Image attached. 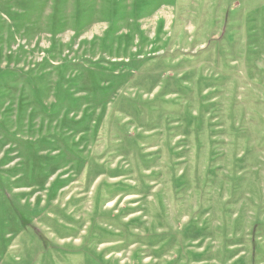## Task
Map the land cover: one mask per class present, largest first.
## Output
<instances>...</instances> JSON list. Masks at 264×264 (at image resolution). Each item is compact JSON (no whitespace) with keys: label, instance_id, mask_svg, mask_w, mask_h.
Instances as JSON below:
<instances>
[{"label":"rangeland","instance_id":"1","mask_svg":"<svg viewBox=\"0 0 264 264\" xmlns=\"http://www.w3.org/2000/svg\"><path fill=\"white\" fill-rule=\"evenodd\" d=\"M0 264H264V0H0Z\"/></svg>","mask_w":264,"mask_h":264}]
</instances>
